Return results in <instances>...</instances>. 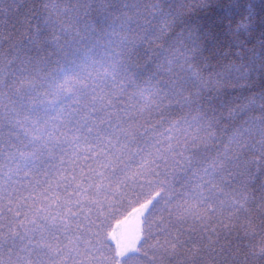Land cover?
<instances>
[{
	"label": "trees",
	"instance_id": "obj_1",
	"mask_svg": "<svg viewBox=\"0 0 264 264\" xmlns=\"http://www.w3.org/2000/svg\"><path fill=\"white\" fill-rule=\"evenodd\" d=\"M0 264H264V0H0Z\"/></svg>",
	"mask_w": 264,
	"mask_h": 264
},
{
	"label": "rangeland",
	"instance_id": "obj_2",
	"mask_svg": "<svg viewBox=\"0 0 264 264\" xmlns=\"http://www.w3.org/2000/svg\"><path fill=\"white\" fill-rule=\"evenodd\" d=\"M151 205L152 200L135 208L116 223L111 238L120 260L137 252L142 239V223Z\"/></svg>",
	"mask_w": 264,
	"mask_h": 264
},
{
	"label": "bare ground",
	"instance_id": "obj_3",
	"mask_svg": "<svg viewBox=\"0 0 264 264\" xmlns=\"http://www.w3.org/2000/svg\"><path fill=\"white\" fill-rule=\"evenodd\" d=\"M247 185H249V184H247Z\"/></svg>",
	"mask_w": 264,
	"mask_h": 264
}]
</instances>
